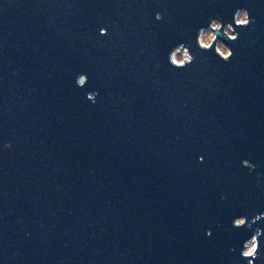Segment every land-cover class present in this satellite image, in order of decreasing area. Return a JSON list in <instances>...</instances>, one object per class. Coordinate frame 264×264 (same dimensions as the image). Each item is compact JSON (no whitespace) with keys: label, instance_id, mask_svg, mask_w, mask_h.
<instances>
[{"label":"water","instance_id":"95a60500","mask_svg":"<svg viewBox=\"0 0 264 264\" xmlns=\"http://www.w3.org/2000/svg\"><path fill=\"white\" fill-rule=\"evenodd\" d=\"M237 8L225 64L195 36ZM261 212L264 0H0V264H248Z\"/></svg>","mask_w":264,"mask_h":264},{"label":"clouds","instance_id":"9594fccd","mask_svg":"<svg viewBox=\"0 0 264 264\" xmlns=\"http://www.w3.org/2000/svg\"><path fill=\"white\" fill-rule=\"evenodd\" d=\"M155 19L160 21L161 15L157 14ZM255 23V19L250 17L246 8H237L233 15L232 21L227 22L223 17L217 15L215 18L209 17V22L206 27H200L195 36V44L201 52L208 53L214 52V55L223 63L228 64L231 62L234 52L227 46L225 42L234 43L239 38L237 29L248 28L251 24ZM100 35H107L106 29L100 30ZM168 63L174 70L180 71L191 66L194 63V56L190 54V49L184 43L175 46L168 55ZM88 77L86 74H80L75 80V84L79 88L86 86ZM87 99L93 103L96 100V94L89 93ZM7 146V145H6ZM202 160V158H201ZM241 166L248 170L249 174L255 171V165L248 160L241 161ZM259 182H257L258 184ZM264 219V212H261L254 219L249 222L245 216L235 218L232 221V227L240 230L244 229L251 231L257 221ZM209 236L211 233H207ZM264 235L260 229L242 244L240 257L246 260L248 264H255V261L260 259L259 241L260 237ZM234 251V249H233Z\"/></svg>","mask_w":264,"mask_h":264}]
</instances>
